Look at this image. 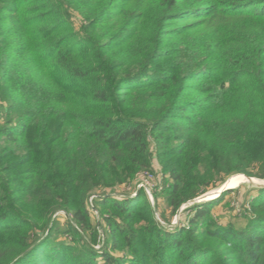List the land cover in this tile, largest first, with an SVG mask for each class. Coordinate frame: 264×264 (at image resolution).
Listing matches in <instances>:
<instances>
[{
	"label": "trees",
	"instance_id": "trees-1",
	"mask_svg": "<svg viewBox=\"0 0 264 264\" xmlns=\"http://www.w3.org/2000/svg\"><path fill=\"white\" fill-rule=\"evenodd\" d=\"M156 163L172 212L264 178V0H0V264H264V188L243 230L109 195Z\"/></svg>",
	"mask_w": 264,
	"mask_h": 264
},
{
	"label": "rangeland",
	"instance_id": "rangeland-1",
	"mask_svg": "<svg viewBox=\"0 0 264 264\" xmlns=\"http://www.w3.org/2000/svg\"><path fill=\"white\" fill-rule=\"evenodd\" d=\"M78 24V21H75ZM159 164H155V167L152 169H145L137 172L135 176V184L131 186L129 183H123L122 185L115 187L113 191H109V195L117 196L126 195L131 197H136L138 189H143L146 196L151 201V206L154 209V217L155 220L165 227V229L169 232H173L174 230L188 226L189 218L194 213L193 206L194 205H202L209 204L213 205L211 209V216L217 221V223L221 226H232L235 229L243 230L247 224L248 217L247 211L250 208V201L252 198L256 197L259 194V190L262 187L255 186L249 181H242L236 185V187L232 189H226L222 191L215 199L209 201H198V198L205 196L208 192L213 191L215 188L220 186L226 179L229 177H233L235 174L229 175L223 179L216 187L209 188L205 193L197 196L196 198L185 202L177 209L176 212H172L171 209L166 205L164 198L161 194L157 195V201H155V193H159V189H155V186L162 182L163 175L160 173ZM252 177V176H248ZM170 182L169 178L165 176V180ZM136 186V188H135ZM160 187V186H159ZM135 188V189H134ZM155 189V190H154ZM99 195L93 194L89 198L92 218L98 219V210L94 207L95 205V197ZM193 212V213H192ZM64 212H59L56 215V219L59 222L58 226H64L65 219ZM100 243L95 248H100L104 243V235L102 234V230H100ZM57 240H63L68 243H72L71 236L57 234ZM123 254L124 252H120L118 254ZM125 254V253H124Z\"/></svg>",
	"mask_w": 264,
	"mask_h": 264
},
{
	"label": "water",
	"instance_id": "water-1",
	"mask_svg": "<svg viewBox=\"0 0 264 264\" xmlns=\"http://www.w3.org/2000/svg\"><path fill=\"white\" fill-rule=\"evenodd\" d=\"M238 175H241L242 177H243V179H245L246 181H249V182H251L252 184L254 183V185L255 186H258V187H262V188H264V178L263 179H260V178H256V177H248V176H246V175H244V174H242V173H237L236 175H234V176H238ZM233 176V177H234ZM228 179H230V177L228 178ZM228 179H226V181H224V183H222L220 186H218L217 188H215L213 191H216V190H220L219 192H218V195L222 192V191H224V190H226V189H232V188H234V187H232V188H225V186L227 187L228 186V184L227 185H225L226 184V182H228ZM225 189H224V188ZM212 192V191H211ZM211 192H208L205 196H202V197H200V198H198V201L200 202V201H209V200H212V199H210L209 197V193H211Z\"/></svg>",
	"mask_w": 264,
	"mask_h": 264
},
{
	"label": "bare ground",
	"instance_id": "bare-ground-1",
	"mask_svg": "<svg viewBox=\"0 0 264 264\" xmlns=\"http://www.w3.org/2000/svg\"><path fill=\"white\" fill-rule=\"evenodd\" d=\"M242 181H246L245 179H243V177L241 175H238V176H234V177H230V179H228V182H226L225 185L228 184V186L225 188H232V187H236L237 184H239L240 182ZM224 188V187H223ZM224 188V189H225ZM221 190V189H220ZM220 190H216V191H212L211 193H209V198L210 199H215L217 196H218V192Z\"/></svg>",
	"mask_w": 264,
	"mask_h": 264
}]
</instances>
